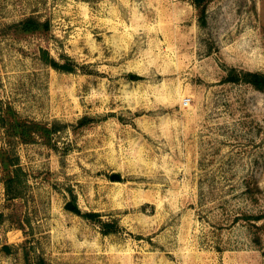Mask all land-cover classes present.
<instances>
[{"label":"rangeland","instance_id":"1","mask_svg":"<svg viewBox=\"0 0 264 264\" xmlns=\"http://www.w3.org/2000/svg\"><path fill=\"white\" fill-rule=\"evenodd\" d=\"M206 14L202 27L191 0H0V264H264V89L225 81L264 76V0ZM28 19L46 26L24 32Z\"/></svg>","mask_w":264,"mask_h":264},{"label":"trees","instance_id":"2","mask_svg":"<svg viewBox=\"0 0 264 264\" xmlns=\"http://www.w3.org/2000/svg\"><path fill=\"white\" fill-rule=\"evenodd\" d=\"M210 0H191L192 4L195 6V8L199 12V25L202 27H205L207 25V4ZM46 26V24H40L38 22H35L33 19L25 20L24 22L20 23V29H22L24 32H36L41 29V27ZM42 59L44 63L50 65L53 69L59 72L64 73H73L76 71V66L69 60L65 63L57 62L55 59L51 58L49 55V52L42 50ZM226 82H244L249 83L255 86L258 89H264V76L260 73H253V72H239L236 69H231L229 71V74L227 78L225 79ZM8 120L0 114V128L6 127L5 122ZM87 120L84 123H88ZM14 127L13 124H11V128ZM19 130L17 132H12L11 135L13 137H19V139L23 141H28V139L31 136V130L28 128L18 125L17 126ZM64 128L63 124H60L59 122H56L53 124V127L50 131L47 132L48 135H50L51 132L58 133ZM30 138V139H31ZM15 142H10V145L12 146ZM9 166L12 167L11 175L7 177L5 181L6 185V194L7 198L10 200L23 198V193L21 191V186L23 181L21 180V175L23 173L22 168L19 166L18 163H16L13 158L9 161ZM74 213L77 215L83 217L84 219L98 223L102 227V233L104 235H110V234H116L120 231V226L118 225L117 221H113L112 223L104 222L101 219V215L99 213L95 212H85L83 213L78 207L74 206ZM38 264H46L45 260L40 259L38 261Z\"/></svg>","mask_w":264,"mask_h":264},{"label":"water","instance_id":"3","mask_svg":"<svg viewBox=\"0 0 264 264\" xmlns=\"http://www.w3.org/2000/svg\"><path fill=\"white\" fill-rule=\"evenodd\" d=\"M131 78L134 79L135 76L131 75ZM111 178H112V180H119L120 179L119 175H113ZM66 208L73 211L74 210L73 203H69Z\"/></svg>","mask_w":264,"mask_h":264}]
</instances>
